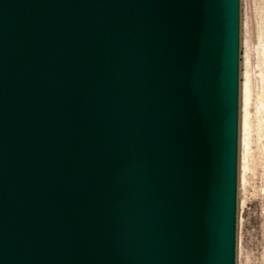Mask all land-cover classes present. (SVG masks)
I'll return each instance as SVG.
<instances>
[{
    "label": "water",
    "instance_id": "obj_1",
    "mask_svg": "<svg viewBox=\"0 0 264 264\" xmlns=\"http://www.w3.org/2000/svg\"><path fill=\"white\" fill-rule=\"evenodd\" d=\"M241 0H0V264H237Z\"/></svg>",
    "mask_w": 264,
    "mask_h": 264
},
{
    "label": "rangeland",
    "instance_id": "obj_2",
    "mask_svg": "<svg viewBox=\"0 0 264 264\" xmlns=\"http://www.w3.org/2000/svg\"><path fill=\"white\" fill-rule=\"evenodd\" d=\"M263 92L264 0H241L237 264H264V113L259 108ZM247 113L251 119L249 130L244 123Z\"/></svg>",
    "mask_w": 264,
    "mask_h": 264
},
{
    "label": "bare ground",
    "instance_id": "obj_3",
    "mask_svg": "<svg viewBox=\"0 0 264 264\" xmlns=\"http://www.w3.org/2000/svg\"><path fill=\"white\" fill-rule=\"evenodd\" d=\"M264 93V92H263ZM251 97H252V89H251V78H249V82L247 84V102L250 103L251 101ZM261 98V97H260ZM259 108H260V111L262 113H264V95L262 94V98L260 99L259 101ZM245 128L246 130H249L250 129V125H251V119H250V116L249 114L247 113L246 114V117H245ZM249 143V141H247V144ZM248 165V164H247Z\"/></svg>",
    "mask_w": 264,
    "mask_h": 264
}]
</instances>
